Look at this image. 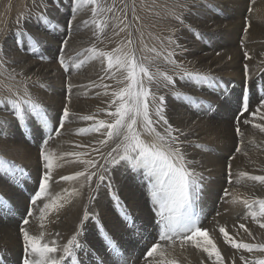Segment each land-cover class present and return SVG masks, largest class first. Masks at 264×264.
I'll use <instances>...</instances> for the list:
<instances>
[{"label": "rangeland", "instance_id": "1", "mask_svg": "<svg viewBox=\"0 0 264 264\" xmlns=\"http://www.w3.org/2000/svg\"><path fill=\"white\" fill-rule=\"evenodd\" d=\"M12 1L15 0H11L9 4H13ZM216 1L196 0V5L193 6V0H117V4L109 0L105 5L114 7V12L105 14L104 18L108 20L109 26L105 28L104 34L96 32L90 23L87 26L83 23L92 19L90 6L86 3L76 12V19L69 25L71 0H60L58 4H53L52 0H31L29 10L13 20L15 23L12 22L9 39L5 43L1 42L0 46L3 47L7 58L11 55L27 57L28 61H31V71H27L26 62L22 63V60L16 64L21 67L16 70V74L11 73V68H8L9 79L17 82L18 87L11 88L0 76V88H6L1 92L0 99H13L17 93L22 95L26 88L31 98L47 109L50 125L49 128H45L33 118L27 125L18 126L11 112L4 110L5 105H0V121H7L4 130L6 135L0 132V158L25 170V175L15 181L10 176L0 173V199L9 205L7 208L0 207V264H22V236L19 229L23 226L30 234H39L42 230L41 223L45 225L43 231L46 241L55 240L57 245L66 244L79 231L80 243L91 252V255L80 256L83 264H98L101 259L105 260L106 264H113L114 261L116 264H125V261L127 264H144L142 255L154 242L157 228L151 200L145 188L135 178V174L124 168L111 170L121 205L129 214L127 221L117 209L108 190L103 185L97 187L96 177L92 178L90 185L83 177L75 181L60 179L61 176L74 175L89 168L84 163L78 165L80 161L94 159L99 162L97 169L89 170L102 172L104 167H111L106 163V160L110 159L107 154L116 146L112 140L101 145L99 140L104 139L101 133H79V129L92 126L93 121H84L81 118L86 115L95 116L90 112L95 106H101L105 110L101 113L102 119L111 121L108 112L113 110L110 105L112 95L107 90L113 89V86L110 85L112 81L105 79L112 76V79L119 82L117 90L126 85L121 70L116 68L109 70L106 61L101 63L98 59L89 60L90 54L84 50L96 47L103 51H112L117 47H132L137 51V54L135 53L137 57L142 58V54L138 53V47L142 46L139 42H145L150 51L158 49L156 53H160L159 59H164L169 52L174 53L172 59L176 63L171 67L169 75L173 73L177 84L175 83V88H167L171 89L169 94L163 93L166 96L165 114L173 129H179L183 133L173 134L179 136L180 147L183 148L181 151L185 158L192 162L190 167L203 176V187L197 205L200 226L207 229L216 242L225 264H232L233 260L235 264H243L239 259L240 255L249 258L252 257L250 255H262L247 254L243 250L233 249L224 242L219 228L223 226L236 240L248 242L251 239L244 238L249 237L248 234L239 228L240 224H244L255 237L253 241L264 242V230L260 229L251 217V211L257 208L249 210L239 202L245 198L264 199V184L238 176L240 172H247L250 176L264 175V132L254 126L264 123L260 118L264 116V109L256 116L251 115L264 97V1L255 3H251L252 0L245 1L246 10L242 11L241 16L243 18L245 14L246 19L240 22L244 41L238 38H235L236 41L232 38L231 41L223 29L220 30L212 21L210 22L212 17L213 22L228 23L237 19L242 20L241 16V19L237 17L238 14H232L234 4L221 7ZM101 2L104 3L105 0ZM204 3L213 4L208 6ZM142 4L149 7L145 8V11L151 17L152 23H143L141 16L138 15L139 12L141 15L143 13ZM181 5L188 7L182 9ZM45 8L49 22L41 23L37 17ZM177 15L183 18V25L175 19ZM119 18H124L122 24L119 23ZM128 20L131 21L129 25L133 32L130 33L128 27L124 32H119V28L128 25ZM21 31L30 34L39 42L35 52L29 50L31 45L25 37H18ZM140 32L143 33L141 36ZM131 34H134V38H130L133 41L132 45L118 44L121 39H124L122 42H127ZM143 35L149 39L142 41ZM18 38L23 40L25 48L17 47ZM64 39L68 40L63 52L66 60H74L77 63L81 59L85 60L79 69L72 64L68 71H65L58 63L57 56ZM102 39H109V46L102 44ZM170 40L174 43H169ZM175 44H179L185 50L175 47ZM78 53L81 55L77 56ZM41 56L44 59H41ZM7 58L4 57L6 60ZM248 58L252 61H247ZM151 59H153L151 62L156 61L154 58ZM213 60L221 62V65L219 64V67L213 65ZM235 61H240L236 71L232 67L238 63ZM227 62H230L231 66ZM201 65L209 66L208 70ZM21 71L28 72L29 75ZM182 71L207 75L213 78L214 82L210 86L208 83L181 80L179 73ZM237 71L239 73L235 76ZM24 77H30L31 82L24 81ZM25 82L30 83L31 87H27ZM69 84L72 85L70 90ZM176 91L191 99H177ZM244 96H247L248 112L239 115ZM65 105L69 108L70 116L64 122V127L59 129L60 134L56 135L54 129L58 127L57 121ZM98 114L95 116L97 120ZM188 114L192 117H188ZM209 118L228 125L220 128ZM153 119L155 120L154 116ZM245 120L248 122L245 123ZM158 129L164 131V126L157 125L156 130ZM9 130L13 135L18 134L26 140L30 148L24 147L22 140H17L11 145ZM50 130L52 139L49 140L47 149L57 157L52 170L50 193L53 196L63 195L65 189L71 191L73 188L77 189V192L63 201L64 207L58 213L41 222L35 209L31 217H27L26 214L32 207L29 203L30 196L37 190L42 172L41 141L47 137ZM140 131L146 142L153 139V136L142 127ZM31 149H34L35 153ZM65 153L78 155L65 156ZM112 155L116 156L117 153ZM33 165L40 168L35 170L32 168ZM225 190L230 195L225 196ZM14 191L15 194L10 193ZM233 200L237 202L233 203ZM37 207H42V202L38 201ZM85 213L90 217L87 221L83 219ZM23 218H28L30 223L22 225ZM100 225L120 247L123 253L121 257H109L105 251L103 236L98 232ZM11 245L16 250L6 248ZM166 259H175L177 264H202V261L208 264L206 254L190 244H185L183 249L178 244L170 248L166 253ZM66 264H71V258Z\"/></svg>", "mask_w": 264, "mask_h": 264}, {"label": "snow or ice", "instance_id": "2", "mask_svg": "<svg viewBox=\"0 0 264 264\" xmlns=\"http://www.w3.org/2000/svg\"><path fill=\"white\" fill-rule=\"evenodd\" d=\"M59 2L60 0H52L53 4H58ZM71 2L69 25L76 19V12L86 3L90 6L92 19L90 22L84 21L83 23L86 26L90 23L96 32L104 34L105 28L109 26L108 20L104 18L105 14L113 13L114 7L106 6L101 0H71ZM195 5L196 0H193V6ZM187 7V5H181L182 9ZM175 19L180 24H184L181 16L177 15ZM37 20L41 23L49 22L46 8L37 17ZM123 22L124 18H119V23L122 24ZM126 27L128 25L119 28V32H124ZM119 32H115V34L118 35ZM18 37H25L28 44L31 45L29 50L36 51V46L39 42L34 37L24 31H21ZM169 43L174 42L170 40ZM67 44V39L62 40L57 61L65 71H68L72 64L79 69L85 63V60L81 59L78 63L74 60H66L63 52ZM132 44L133 41L130 38L127 39V45ZM17 47L25 48V44L20 38L17 39ZM175 47L181 48L179 44H175ZM181 50L184 51L185 49L181 48ZM84 51L90 54L88 56L89 60L98 59L101 63L106 61L109 70L113 68L121 70L123 79L127 81L124 87L112 92L110 105L113 110L108 112L111 121L97 120L93 115H86L81 119L93 121V124L91 127L79 129L80 134L101 133L104 137V139L99 140L101 145L107 144L109 140H112L116 146L107 154L110 159H107L106 163L111 167H104L102 172L89 170V168L97 169L99 162L94 159L81 161V163L88 165L89 168L76 172L74 175L61 176L60 179L63 181H75L83 177L90 185L92 178L96 177L97 187L103 185L108 190L117 209L127 221L129 214L121 205L120 197L113 183L111 170L112 168L117 170L124 168L128 172L134 173L135 178L145 188L146 194L151 200L157 228V236L154 242L142 255L144 264H177L175 259H166L168 250L174 248L177 244L181 249L184 248L185 244H190L192 247L202 251V253L206 254L208 264H225L224 257L216 242L209 235L208 230L200 226V212L197 205L203 187V176L190 167L192 162L188 161L181 151L179 136L173 133H178L179 135H183V133L179 129H173L172 125L169 124L165 114V96L158 95L156 91H153V85L157 89L160 87L175 88L176 81L174 77L165 71H160L159 68L156 71H152L150 66L144 63V58L137 57L132 47H117L112 51H103L96 47H91ZM151 51L156 52L155 49ZM156 54L157 56L160 55V53ZM80 55V53L77 54V56ZM173 55L174 53L169 52L164 57L166 63L173 65L176 63L172 59ZM5 56L6 53L3 47L0 46V66L5 63ZM40 58L44 59L43 56ZM179 78L198 83H208L210 86L214 82L213 78L207 75L187 71L180 72ZM71 87L72 85L69 84L68 89L70 90ZM105 94L107 95V93ZM175 97L177 99H191L190 97L182 96L179 91L175 92ZM0 105H5L4 110L11 112L18 126L23 127L28 124L30 119L35 118L45 128H49L50 120L47 109L32 99L26 88L22 95L17 93L13 99H0ZM261 109H264V97H262L257 110L252 112L251 115L256 116ZM245 112H248L247 96L242 99L239 115H243ZM69 116V108L65 105L57 121L58 127L54 129L56 135L60 134L59 129L64 127V122L69 119ZM260 118L264 120V116ZM247 122L245 120V123ZM6 125L7 121H0V132H4ZM157 125L164 126L163 134L156 130ZM254 126L264 132V123H258ZM141 127L153 136L150 142H146L141 138ZM237 132L239 133V128H237ZM4 134L6 135V132ZM26 138H28V134H26ZM51 139L52 130L41 141L40 159L42 160V172L38 188L30 196L29 203L32 207L28 209L26 214L27 217H31L33 209H35L39 213L41 222L50 215L58 213L64 207L63 201L77 192V189L73 188L71 191L65 189L63 195L53 196L50 193L52 170L55 167L54 161L57 159L55 154L47 149L48 142ZM93 151L98 150L93 149ZM113 153H117V155L113 156ZM64 155L78 154L65 153ZM101 158L104 159L103 156ZM0 173L10 176L15 181L25 175V170L0 158ZM238 176L264 184V175L250 176L247 172H240ZM231 182L230 173L229 183ZM237 183H239V180H237ZM224 195L228 196L230 193L225 190ZM38 201L42 202V207H37ZM236 202V200H233V203ZM239 202L249 210L254 207L257 208V210L251 211V217L259 225V228L264 230V199L254 198L249 200L245 198ZM0 207L7 208L9 205L6 201L0 199ZM83 219L84 221L90 219L88 213H85ZM29 223L28 218L22 219V225H28ZM40 227L42 230L39 234H30L29 230L23 226L19 229L22 236V264H66L69 258H71V264H83L80 256L91 255V252L80 243L79 231L66 244L57 245L55 240L46 241L45 232L43 231L45 225L41 223ZM239 228L243 229L249 237L255 239L244 224H240ZM98 232L103 236L102 243L106 245L105 251L109 254V257H121L123 253L120 247L104 231L102 225L98 227ZM219 233L222 234L224 242L233 249L243 250L249 254H262L253 258L240 255L239 259L243 264H264V242L249 243L236 240L223 226L219 228ZM56 235L59 236L58 233ZM98 264H106V262L101 259ZM113 264H116V261ZM125 264H127V261H125ZM202 264H204L203 261ZM232 264H235V260L232 261Z\"/></svg>", "mask_w": 264, "mask_h": 264}, {"label": "bare ground", "instance_id": "3", "mask_svg": "<svg viewBox=\"0 0 264 264\" xmlns=\"http://www.w3.org/2000/svg\"><path fill=\"white\" fill-rule=\"evenodd\" d=\"M10 1L11 0H0V43L1 42H3V43H5L8 39H9V37H10V34H11V28H12V22H14L13 20H16L17 18H18V16L19 15H22L27 9H28V7L30 6V4H31V0H15L14 2L12 1L11 3H13V4H9L10 3ZM106 1H109V0H105V2L103 3V4H107V2ZM111 2H112V0H110ZM114 2H115V4H117V0H113ZM158 1V0H157ZM245 1L246 0H217L216 2H217V4H219L221 7L223 6L224 7V5H226V4H234V8H232L231 10H233V12H232V14H238L237 15V17L239 18V19H241L242 18V14H243V12L242 11H245L246 10V4H245ZM256 1H264V0H252V1H250L251 3H255ZM156 2V1H155ZM152 3V2H151ZM204 4H207L208 6L210 5H212L211 3H204ZM112 5V4H111ZM155 5V4H154ZM216 5V4H215ZM217 6V5H216ZM116 7V6H115ZM148 6H144L143 4H142V6H141V8L143 9V13H142V15H141V12H139L138 13V15L139 16H141V18H142V22L144 23V22H146V24H149V23H152V21H151V17L148 15V14H146V11H145V8H147ZM231 7V6H230ZM149 8V7H148ZM116 9V8H115ZM138 9V8H137ZM29 10V9H28ZM27 10V11H28ZM26 11V12H27ZM118 11V10H117ZM138 11V10H137ZM156 11V10H155ZM158 12V11H157ZM246 13V12H245ZM210 16V15H209ZM240 16H241V18H240ZM244 16L245 17H243L242 18V20H234V21H231V22H228V23H226V22H224V21H215V22H213V17H212V19H210V22L212 21V23L214 24V26L215 27H219L220 28V30H222L223 29V31H225V34H226V36H227V38H230V40L232 41L233 39H234V41H236L235 40V38H238V39H240V41H244V38H243V35H244V32L242 31L241 32V30H240V22L241 21H244L245 19H246V15L244 14ZM27 18V17H26ZM29 18V17H28ZM113 18V17H112ZM150 19V20H149ZM130 22L131 21H129L128 20V29L130 30L129 32L131 33V32H133V28H131L130 27ZM210 22H209V24H210ZM15 23V22H14ZM125 25V24H124ZM123 25V26H124ZM145 25V24H144ZM243 26V25H242ZM241 26V27H242ZM127 28V27H126ZM216 30V29H215ZM217 31V30H216ZM218 33H219V31H217ZM243 33V34H242ZM143 34V33H142ZM141 34V32L139 33V36H141L142 35ZM215 34V33H214ZM220 34V33H219ZM222 34H224V32L222 33ZM224 34V35H225ZM133 35L134 34H131L130 36H129V38H134L133 37ZM154 35V34H153ZM219 36V35H218ZM138 38V37H137ZM143 39H142V41L144 40V39H147L148 38V36H145V35H143V37H142ZM224 38H225V36H224ZM233 38V39H232ZM116 39H118L117 37H116ZM149 39V38H148ZM109 39H102V44H106L107 46H109ZM122 41H124V39H121L120 41H118V44L120 45V46H124V45H126L127 44V42H122ZM238 42H239V40H238ZM140 44H142V46L141 47H138V53L141 55L142 54V58H144V63L146 64V65H149L150 66V68H151V70L152 71H156V69L157 68H159V70L160 71H165V72H167L168 74H170L171 73V67H173L174 65L173 64H169V63H166V61L164 60V59H159L160 58V55L159 56H156L157 54H156V52H153V51H150V49H149V47H148V45L145 43V42H139ZM222 43V42H221ZM111 45V47L110 48H112L113 47V43H111L110 44ZM156 47V46H155ZM162 48V47H161ZM247 48H249V46L247 47ZM164 49V48H163ZM156 51L158 50V49H155ZM14 51V50H13ZM16 51V50H15ZM163 51V50H162ZM17 53V52H16ZM135 53L137 54V51H135ZM163 53V52H162ZM241 58H243V56H240ZM5 58H7V56H5ZM151 58H154V60H156L155 62H151L150 60H153V59H151ZM148 59V60H147ZM158 59V60H157ZM22 60V61H21ZM19 61H21L22 63L23 62H26V65L25 66H27V71H31V61H28V59H27V57H23V58H19V57H17V56H15V55H11L9 58H7V60L5 59V63H3V65L1 66V70H0V76L4 79V81H5V83L6 84H8L11 88H13V89H17V87H18V83L17 82H15L14 80H11V79H9V70H8V68H11V73H13V74H16V70L17 69H20L21 67H19V66H17L16 64H17V62H19ZM247 61H252L251 59H247ZM235 62H238V61H235ZM240 62V61H239ZM239 62L238 63H236L235 65H233L232 67L233 68H235L234 69V71H236L237 70V68H236V66L239 64ZM221 62H218V61H216V60H213V62H212V64L213 65H217V67H219L221 64H220ZM226 63V62H225ZM228 63V65H229V63L230 62H227ZM255 63V62H254ZM199 64V63H198ZM220 64V65H219ZM224 65H227V64H224ZM223 65V66H224ZM204 69H206V70H208V68H209V66L208 67H205V66H203V65H201ZM222 66V67H223ZM229 66H231V65H229ZM214 68L216 69V67L214 66ZM21 73H24L25 75H29V73L28 72H23V71H21ZM239 73V71H237L234 75L235 76H237V74ZM172 75H173V73H172ZM175 76V75H174ZM241 76V75H240ZM23 80L24 81H27V80H30L29 82H31V79H30V77H24L23 78ZM105 80H108V81H112L111 83H110V85L111 86H113V89H108L107 91L109 92V94L110 95H112V92L114 91V90H117V86H118V84H120L119 82H117L115 79H112V76H110V77H108L107 79H105ZM104 80V81H105ZM39 82H41V80H38ZM103 81V82H104ZM176 81V80H175ZM26 83V86L27 87H31V84L30 83H27V82H25ZM98 83V82H97ZM127 83V81H125V84ZM122 84H124V82L122 83ZM176 84H177V82H176ZM3 90H6V88L5 87H1L0 88V94H1V92L3 91ZM153 91H156L157 92V94L158 95H164L163 93H165V94H169L170 92H171V89L170 90H168L167 88H164V87H160L159 89H157L156 87H155V85H153ZM173 91V90H172ZM165 96V95H164ZM166 97V96H165ZM1 110V109H0ZM105 110L101 107V106H95V107H93L91 110H90V112H91V114H94L95 116H96V114H98V116H97V118H98V120L99 119H102L101 118V113L102 112H104ZM8 112V111H7ZM188 117H192V116H190V114H188ZM0 118H1V115H0ZM208 119V118H207ZM210 120H212L213 121V123L215 124V125H218L220 128H225L226 127V125H228L227 123L225 124V123H223V122H220V121H216L215 119H211V118H209ZM222 121V120H221ZM231 126V125H230ZM9 132H10V135H11V140H10V143H11V145L12 144H14V142L15 141H17V140H22L23 142H24V147H26V148H30V145H29V143L26 141V140H24V139H22L18 134H16V135H13V132L12 131H10L9 130ZM158 132H161L162 134H163V130L162 129H158ZM141 134H142V132H141ZM144 134V133H143ZM141 138L142 139H144L145 141H146V139H145V137H143V135H141ZM150 142V141H149ZM52 143V142H51ZM21 148H23V147H21ZM181 149H183V148H181ZM31 150H34V149H31ZM34 153H35V150H34ZM36 155V154H35ZM78 165H80L81 164V161L80 162H78L77 163ZM35 165H33V167L32 168H34L35 170H37V169H39L40 167H34ZM209 188V187H208ZM210 189V188H209ZM209 191V190H208ZM15 192L16 191H14V192H10V193H13V194H15ZM80 194H82V192L80 193ZM139 194V193H138ZM139 201V200H138ZM141 201V200H140ZM139 201V202H140ZM228 222H230L229 221V218H228ZM244 238H249V239H251L250 241H248L249 243H257V242H255V241H253L254 239H252V237H244ZM10 248V249H12V250H16V249H14L15 247L13 246V245H11V246H6V248ZM9 248H8V250H9ZM12 254H14V253H12ZM248 254V253H247ZM259 254H255V255H250V256H252L251 258H253L254 256L256 257V256H258Z\"/></svg>", "mask_w": 264, "mask_h": 264}]
</instances>
